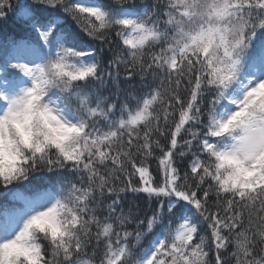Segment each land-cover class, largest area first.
Listing matches in <instances>:
<instances>
[{"label": "snow or ice", "instance_id": "snow-or-ice-1", "mask_svg": "<svg viewBox=\"0 0 264 264\" xmlns=\"http://www.w3.org/2000/svg\"><path fill=\"white\" fill-rule=\"evenodd\" d=\"M0 264H264V0H0Z\"/></svg>", "mask_w": 264, "mask_h": 264}]
</instances>
